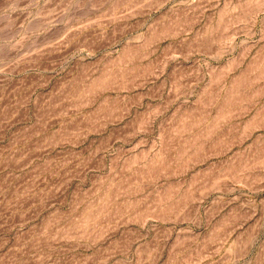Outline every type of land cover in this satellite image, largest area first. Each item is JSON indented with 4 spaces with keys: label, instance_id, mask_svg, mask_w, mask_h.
<instances>
[{
    "label": "rangeland",
    "instance_id": "374dc122",
    "mask_svg": "<svg viewBox=\"0 0 264 264\" xmlns=\"http://www.w3.org/2000/svg\"><path fill=\"white\" fill-rule=\"evenodd\" d=\"M0 264H264V0H0Z\"/></svg>",
    "mask_w": 264,
    "mask_h": 264
}]
</instances>
